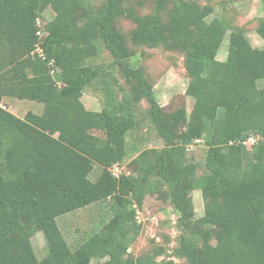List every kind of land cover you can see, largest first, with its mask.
Segmentation results:
<instances>
[{"label": "trees", "instance_id": "trees-1", "mask_svg": "<svg viewBox=\"0 0 264 264\" xmlns=\"http://www.w3.org/2000/svg\"><path fill=\"white\" fill-rule=\"evenodd\" d=\"M121 1L0 0V264H264V49L239 27L219 60L231 26L211 18L212 0H152L145 13L142 0ZM49 9L54 18L41 25ZM122 16L134 25L128 32L118 27ZM256 32L264 40V17ZM140 48L184 55L190 113L167 114L135 60ZM104 51L110 66L93 63ZM90 89L101 94V111L84 104ZM6 98L44 111L20 118L2 107ZM145 120L162 148L129 147ZM201 141L199 175L189 152ZM195 191L204 199L199 219ZM148 195L170 201L180 235L171 252L159 245L134 257ZM107 202L112 218L72 248L58 219ZM37 233L48 245L43 259L32 246Z\"/></svg>", "mask_w": 264, "mask_h": 264}, {"label": "rangeland", "instance_id": "rangeland-1", "mask_svg": "<svg viewBox=\"0 0 264 264\" xmlns=\"http://www.w3.org/2000/svg\"><path fill=\"white\" fill-rule=\"evenodd\" d=\"M98 6L103 5L105 0H91ZM140 0H122V4L127 7L130 3L137 6ZM152 0H142V12L150 9ZM225 2V5L219 4ZM138 3V4H137ZM205 3V2H204ZM215 11L211 18L224 16L228 19L231 29L228 32L225 41L220 49L218 59L224 61L228 54L229 34L232 29L244 28L248 39L254 48L264 49V40L256 32V22L259 18L264 17L261 0H212ZM54 18V12L49 9L41 17V25L51 21ZM118 27L123 28L126 32L134 27L125 16L118 20ZM135 60L145 67L152 81L155 83V91L160 104L164 107L167 114L176 108L185 107L190 113L194 99L187 96V88L190 79L187 76L185 67V58L183 54L165 50L163 48H140ZM134 60V61H135ZM93 63H103L110 66L112 58L110 54L104 51ZM120 84L124 87L125 80L120 78ZM264 87V80L259 83ZM83 102L89 110L101 111L103 98L97 90L90 89L84 93ZM2 107L20 118H25L29 112L42 114L44 105L28 100L17 98H6ZM141 113L144 115L148 108L147 102H142L139 106ZM142 115V116H143ZM129 147L140 150L157 148L164 146L163 141L158 137L156 131L150 127L148 120L143 122V126L136 133L128 136ZM207 147L203 141L190 149L189 155L192 160L201 164L199 175L205 172L204 161ZM137 155L134 150L126 160L123 168ZM99 166L95 165V171L91 174L93 180L96 179ZM127 170V169H126ZM121 171V169H120ZM196 219L204 215V199L201 191L193 193ZM112 218L109 203H98L87 208L75 211L58 219L63 234L69 244L74 248L82 243L88 236L100 230L101 226ZM177 214L175 213L170 201L159 195H148L144 199L143 207L137 210V220L141 225V230L136 240L132 243L129 252L134 257L148 253L153 247L163 245L171 252L177 244V238L180 232L177 228ZM32 246L39 259H43L48 254V245L43 233H37L32 238ZM168 257V256H166ZM165 258V257H163ZM104 260L93 259L90 264H101ZM178 264H182L176 261Z\"/></svg>", "mask_w": 264, "mask_h": 264}, {"label": "built area", "instance_id": "built-area-1", "mask_svg": "<svg viewBox=\"0 0 264 264\" xmlns=\"http://www.w3.org/2000/svg\"><path fill=\"white\" fill-rule=\"evenodd\" d=\"M249 140H250V142H251V143H253V142H254V139H253V138H251V139H249Z\"/></svg>", "mask_w": 264, "mask_h": 264}]
</instances>
